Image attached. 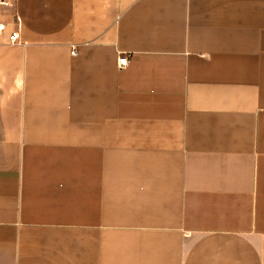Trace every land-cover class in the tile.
Returning a JSON list of instances; mask_svg holds the SVG:
<instances>
[{"label": "crops", "instance_id": "crops-1", "mask_svg": "<svg viewBox=\"0 0 264 264\" xmlns=\"http://www.w3.org/2000/svg\"><path fill=\"white\" fill-rule=\"evenodd\" d=\"M14 14L0 264H264V0H14L12 30Z\"/></svg>", "mask_w": 264, "mask_h": 264}, {"label": "built area", "instance_id": "built-area-1", "mask_svg": "<svg viewBox=\"0 0 264 264\" xmlns=\"http://www.w3.org/2000/svg\"><path fill=\"white\" fill-rule=\"evenodd\" d=\"M14 4V0H0V9L10 8ZM15 24L17 25V29L12 30L9 29L8 24L0 20V42H5L8 44H15V43H21V33L19 30L20 26V18L17 14H14ZM72 55L77 54V49L75 47L71 50ZM128 63V56L123 54L118 59V64L120 67H123L127 65Z\"/></svg>", "mask_w": 264, "mask_h": 264}]
</instances>
